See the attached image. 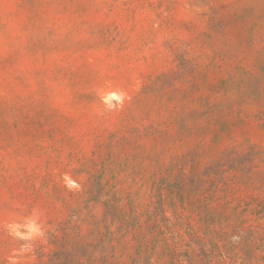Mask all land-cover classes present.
Listing matches in <instances>:
<instances>
[{
  "label": "rangeland",
  "instance_id": "rangeland-1",
  "mask_svg": "<svg viewBox=\"0 0 264 264\" xmlns=\"http://www.w3.org/2000/svg\"><path fill=\"white\" fill-rule=\"evenodd\" d=\"M0 264H264V0H0Z\"/></svg>",
  "mask_w": 264,
  "mask_h": 264
}]
</instances>
